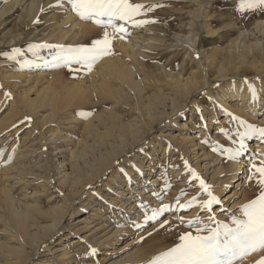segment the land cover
Instances as JSON below:
<instances>
[{"label":"rangeland","instance_id":"374dc122","mask_svg":"<svg viewBox=\"0 0 264 264\" xmlns=\"http://www.w3.org/2000/svg\"><path fill=\"white\" fill-rule=\"evenodd\" d=\"M30 1L18 0L15 3V0H0V11L3 12L0 16V120L9 113L10 99L4 95L11 89L14 94L30 89L28 95L34 97L48 80H55L54 83H57L59 79H63V74H66L64 78L67 76L68 81L73 78L79 81L91 79L88 77L91 70L82 64L72 62L68 65L52 66L51 61L57 53L56 48L29 49L28 45L43 43L79 47L87 46L89 43L88 46H91L92 39L102 38L105 30L109 33L111 40L110 52L99 57L92 67L105 56H119L124 63L133 61L138 69H143L150 77H164L163 73L170 71L169 75L176 78L179 74L184 77L188 76L193 69H195L194 73L200 77L202 69L199 68L205 63L210 70L209 81L212 82L214 81L212 77L219 74L217 70L220 65H227L225 67L229 70H233L234 65H237L239 69L236 73L240 75L239 77H255L254 80L262 86L261 96L264 97V31L258 27V23L264 20V8L251 9L247 6L246 0H130L131 3L145 6L159 5V7H152L146 12L142 11L135 17L136 19L154 20V23L132 26L127 22L116 20L117 25L125 24L126 34L119 33L110 26L105 29L103 25L95 23L94 20L80 18L71 10L68 0H60L59 4L57 0H37L36 14L27 17L25 7ZM200 7L205 11V16L200 14L197 17H191L189 10L197 13L196 10ZM69 13H72L80 22V28L78 26L71 28V21L66 20ZM172 33L187 36L190 43L177 39ZM149 35L158 36L161 40L156 42L152 48L144 50L140 48L139 51L143 53H137L135 58H132L133 60L124 53L123 48L128 44L131 43L133 46L135 43L141 44L142 39H147ZM238 37L240 41L242 40L240 46H247L251 42H259L261 46L254 44V48L248 50V58L241 59L239 58L241 48H237L234 44ZM14 47L21 51L12 53L11 50ZM3 53H9L15 59H9ZM230 56L235 61L234 65L227 61ZM25 61L30 62L29 66L21 67ZM45 61L49 63L46 64ZM253 63L260 67L259 71ZM7 70L19 72L20 75L12 80L2 78ZM140 70L135 72L136 79H141L143 76ZM27 74L37 76V80H28L25 76ZM56 76L60 78L56 80ZM229 82L230 78L219 83H211L209 93L214 98L216 91H219L217 89ZM161 84L164 83L161 82ZM33 85H35L34 88ZM212 89L215 92L211 91ZM164 90L168 92L169 87L165 86ZM210 94L200 91L193 94L189 99L195 98L199 104V107L194 109L190 100L186 102L183 99L180 100L179 94L175 92L169 94L176 100H180L182 102L180 104L185 103V106L181 108L182 111L179 109L174 115L170 114V119L168 117L163 120L164 122L162 121L163 123L155 124L150 132H147L148 134L142 135L139 144L136 143L131 148L129 146L127 151L115 160L112 167L104 170L106 166L103 164L101 170H95L96 168L90 169L86 165L87 174L93 175L90 181L85 180L83 191H80L78 195H73L74 204L71 215L60 224V230L45 241L46 246L42 245L33 250L27 249V261L31 264H148L154 256L177 243L179 233L194 232V229H190L186 223L182 224L177 217L182 216L187 221L199 216L202 220H206L209 213L201 210L197 204H193L187 210L176 207L175 198L179 199V203H185L194 196H198L199 200L208 199L207 194L199 186L200 179L211 187L218 186L221 189L217 196L219 204L213 205L212 208V214L217 220L230 223V214L239 215V206L254 199L259 193L256 180H247L246 177L251 164L259 166L261 160H264V147H260L264 143L263 141L258 142L260 145L254 144L250 150H246L247 154H243L240 158H233L226 150L239 148L237 132L245 130L244 126L238 128V124H241L240 119H236L238 117L236 116L237 106L228 109L222 105L215 107V99ZM129 102L132 101L129 100ZM227 102L235 105L236 100ZM126 107H124L126 112L117 111L127 121L135 117L136 110L129 106ZM16 109L18 114L14 115L16 133L10 136L8 135L10 132L6 131L1 139L3 144L0 145V173L11 164L10 155L24 150V146L20 149L22 145L39 146V153L42 152L41 157H37L39 153L36 151L23 159L26 166L30 169L32 167V173L16 174L18 172L13 171L11 174L16 172L14 175L18 176L17 180H20V184H14L16 179H9V183L14 185L12 192L20 201L22 199V203L24 202L23 193L26 192L29 195L28 202L38 203L42 210H47L61 203L63 194L67 193V187L61 186L58 181L62 168L59 167L60 165L56 167L61 159H64V163L69 162L65 151L66 143L62 140H59L60 142L49 140V133L45 132L44 128L34 127L29 125L28 120H23L25 109L22 105ZM96 111L97 109L92 110L93 113ZM192 111L195 114L193 113L190 119ZM210 111L216 112L217 115L208 128ZM262 116L263 114L259 115L258 119ZM258 119H252L249 123L256 127H264V123L258 121L256 123ZM31 120L34 121V118L31 117ZM29 127L33 132H30L27 138ZM187 135L193 138L194 146L189 142H180L181 138ZM253 137H245L244 142ZM94 140L93 137L89 138V141L96 145ZM160 142L161 145L163 144L161 147ZM67 144L70 148L75 147L74 142H67ZM57 146L61 148L63 154L59 153L60 149H55ZM96 148L101 149L100 146ZM89 153L91 157L92 152ZM150 159L153 161L149 166L150 170H145ZM129 160L144 167L142 177L135 176L140 180H138L140 184H137L136 179L124 177L122 173L112 179L122 167H128ZM235 161L243 167L237 170L239 178L232 179V184H230L228 181L231 178ZM185 162H187V167H185ZM218 166L221 168L219 173L215 169ZM65 168L66 171L69 170L67 166ZM193 170L196 176H193ZM146 172H150V175L145 174ZM19 175L23 176L22 179ZM197 176L199 179L196 178ZM145 177L150 178L149 181L142 180ZM155 177L158 179L154 185L155 188H150V181ZM235 182L240 183L235 186ZM127 185L133 190H125ZM144 187L147 188L144 190ZM118 191H123L124 195L118 197L116 195ZM210 191L214 192L211 189ZM163 204L171 205V207L158 215L156 219H146V217H151L153 209ZM165 221L168 223L165 224ZM161 225L164 226L161 227ZM116 229V233L112 234L111 232ZM71 239H75L76 242L71 244ZM90 248L96 249V252L90 253ZM103 251L105 254L102 253ZM10 256L12 258L10 260H15L14 255L10 254ZM261 256H264V249L238 258L234 264H254ZM3 258L2 256L0 259Z\"/></svg>","mask_w":264,"mask_h":264},{"label":"bare ground","instance_id":"6f19581e","mask_svg":"<svg viewBox=\"0 0 264 264\" xmlns=\"http://www.w3.org/2000/svg\"><path fill=\"white\" fill-rule=\"evenodd\" d=\"M17 1L18 0H15V3ZM37 2V0H31L26 5L25 14L27 17H32L36 14L38 10ZM192 11L190 12L189 10V14H191V17H197L200 14L202 16H205V11L201 10V7L196 10L197 13L195 11ZM2 15L3 12L1 10L0 16ZM66 20L71 21V28H73V26H78L79 28L81 27L80 22L75 19V16L72 13H69ZM258 25L260 30L264 31V20L260 21ZM172 34L177 39L185 41L188 44L190 43V40H188L187 36L175 33ZM60 35L61 34H59V36ZM239 38L240 37H238L234 42L237 48H241V50L239 49V51H241V53L239 52V58L247 59L248 50H252L254 48V44L258 46L260 45V43L251 42L250 44L248 43L249 45L247 46H240L239 44L242 40L240 41ZM89 40L90 39L88 38V41ZM142 40L143 41L141 42V44L135 43V46H133L130 43L125 48L122 47L124 53L127 54L131 59L135 58L137 53H143L142 51H139L140 48H143V50L145 48H152L153 45H156V42L161 39L158 36L149 35L147 39ZM85 42L87 43V41ZM227 61H229L228 63L232 65H234L235 63V61H233V57L231 56ZM207 66L204 63L202 67L199 68L202 69L200 77H198L197 74L194 73L195 69H193L190 71V74H188V76L184 77L183 75L179 74V77L176 78H173L169 75V73H171L170 71L169 73H166L167 71L164 73L161 71L164 77L162 76L158 78L155 76L150 77V75L148 73H145L143 69H138V66L136 67L133 61L124 63L121 61V59H119V56L113 57L108 55L103 57L100 61H97L96 64L93 65V67L91 66L94 69L92 70L91 68V71H89V73H91L90 75H88V77L91 78L89 79L90 81L84 79L79 81L76 79L77 82H75L76 80H74V78L73 80L68 81L67 76L64 78V75L66 74H63V79H59L57 83H54L55 80H48L44 87H41V89L39 88L40 90L37 89L38 92L34 97L28 95L30 89L22 91V93L17 92L15 94L11 89V91L8 92L10 93L9 113L7 114V116L3 117L0 120V145L3 144V141H1V139L3 138L4 132H10H7L10 136L16 133L17 129L14 127V115H18L16 113V108L22 105L25 109L24 116L30 118L28 119L29 125H33L37 128H44L46 130L45 132L49 133V140H62L66 143L65 145L67 149L65 151L68 154L69 162L64 163V159H61L57 162L56 166L58 167V165H60L59 167L62 168V170L60 171L61 176L58 178V181L61 186L67 187V193L63 194L61 203H57L47 210H42L38 203L27 201L29 195L26 192L23 193L24 202L22 203V199L20 201V199L15 197L12 192V188H14V185L9 183V179H16L14 184H20V180H17L18 176L14 175L16 172L14 174H11L13 173V171H17L18 173L16 174L32 173V167L30 169L28 166H26L23 159H25V157L27 158L29 155L34 154L36 151H38L39 153V146L35 147L34 145H20V149L23 146L25 147L24 150L22 149L23 151H18L16 154L10 155L11 164L5 167V169H3V171H1L0 173V236L4 237V240H2L3 237L0 238V258H2V256L4 257L3 259H0V264H31L29 263V261H27V249L29 248L33 250L39 246L45 245V241L50 239L55 232L60 230V224L63 223L64 219L67 216L71 215V209H73L72 207L74 204L73 195H78L80 191H83L85 180H91V176L93 174H87L88 171L85 170L86 165H88L90 169L96 168L95 170H101L103 164L106 166L104 170L112 167V165L115 163V160H117L125 151H127L129 146L131 148L134 144L141 141L142 135L150 132L155 124L162 122L163 120L167 119L170 114L174 115L179 109L183 108L185 106V103L183 105L180 104L182 103L180 101L181 99H183L185 102L187 100H190L193 109L198 108V100L196 101L195 98L189 99L193 94H197L199 91L210 94L209 88L211 83H219L224 79L230 78V82L228 84L223 87L220 86L219 89H217L219 91H216V95L214 96V98L210 94L212 98L215 99V107L222 105L228 109L230 107L233 108V106H237L236 116L238 117H236V119L239 118L240 120H244L248 123L251 122L252 119H258V116L263 114L261 118L256 120V123L257 121L259 123H264V97L261 96L262 86L259 85L256 80H254L256 78L247 76L239 77L240 75L236 73V71L239 69L237 65H234L233 70H229V68L225 67L227 65H220L219 67L217 66V73L219 74L216 75L215 73L216 76L212 77L214 81L210 82V70ZM255 67L259 71L260 67L257 66V64ZM256 68L254 69L256 70ZM137 70L143 72V74L141 73L143 75L141 79L135 78V72ZM200 71L201 70H199V72ZM82 72L84 73V71ZM19 75V72L7 70L2 75V78L12 80ZM25 76L28 80H37V76H30L29 74ZM38 76L40 78V75ZM58 78L60 77H57L56 80ZM70 79L72 78L70 77ZM161 82H163L164 84H161ZM164 85L166 86V88L167 86L169 87L168 92L164 90ZM249 85H251L252 89L255 91V95H253V92L250 91ZM32 87L34 88L35 85H33ZM211 91L214 90L212 89ZM173 92H175V94H179L180 100H176L174 96L169 95ZM210 95L208 96L210 97ZM129 100H131L132 102H129ZM229 100H236L235 105L228 104L227 101ZM126 106L132 107L136 110L135 117L127 121L124 120V118H122L123 115H121L123 111L126 112L124 108ZM93 109H97L96 113L92 112ZM117 110L122 112L118 113ZM193 113L194 112L192 111L191 115L189 116L190 119L192 118ZM210 113L211 114L209 122L207 124L208 128L212 124L211 121L217 115L214 111H210ZM10 115L11 117H9ZM31 117L34 118V121L31 120ZM24 119L25 118H23V120ZM240 127H242V125L238 124V128ZM30 132H33L31 127H29V130L26 134L27 138L30 135ZM90 137H93L95 139L94 141L96 145H94V142L92 143L91 141H89ZM40 138L42 139V137ZM42 140H40V143H42ZM253 140H255L254 143ZM261 141H263L264 143V140H261L258 135L254 136L250 140L248 139L247 141H245V151L243 154H247V151L250 150L251 147L254 146V144L260 145V143L258 142ZM67 142H74L75 147H68ZM180 142H189L193 145V138L187 135L185 137H182ZM162 145L160 142L159 146L161 147ZM96 146H100L101 149L98 150ZM260 147L263 148L264 144H261ZM55 149H60L59 153L63 152L58 146L55 147ZM89 152H92L91 157L89 155ZM41 155L42 152L39 153V155L37 154V157H41ZM152 159H154V156H152ZM152 159L149 160L145 170H150L149 166L153 163ZM133 165H135L136 167L133 168ZM66 166L69 169L68 171L65 170ZM242 167L243 165L238 161L233 162L231 178L229 179L228 183L232 184V179L236 180V178H239V176L237 175V170H240V168ZM122 168L123 172L126 173L124 177L128 179H136L137 184H140L138 182L139 179L135 178V176L137 175L142 177V174L144 173V167L142 165H138L133 160H129L128 167ZM137 169L139 171H137ZM215 169L217 173L221 172V168L219 166ZM120 173L121 171H117L116 175L113 176L112 179H114L115 177L117 178ZM145 174L150 175V172H146ZM19 176L21 177L20 179H22L23 176ZM146 179V177L142 178V180L145 181ZM149 179L150 178H148L147 181H149ZM157 180V177L153 178L150 181L149 187L155 188L154 185L156 184ZM239 183L240 182H237L235 186H237ZM146 188L147 187H144V190ZM128 189L133 190L127 185V188L125 190ZM210 189L214 191L213 193L216 196H218L221 190L218 186H210ZM116 195L120 197L124 195V192L118 191ZM116 231L117 229L111 233L114 234L116 233ZM75 242V239L70 240L71 244ZM102 253L105 254L104 251ZM10 254L15 256V260H10L12 259Z\"/></svg>","mask_w":264,"mask_h":264},{"label":"snow or ice","instance_id":"6c2138e0","mask_svg":"<svg viewBox=\"0 0 264 264\" xmlns=\"http://www.w3.org/2000/svg\"><path fill=\"white\" fill-rule=\"evenodd\" d=\"M60 0H57L59 4ZM247 6L251 9L264 8V0H246ZM71 10L82 19H91L95 23L103 25L105 29L112 27L119 33L126 34L127 29L124 23L117 25L116 20L127 22L132 26H140L146 23H154V20L136 19L142 11H150L152 7L159 5L145 6L131 3L130 0H68ZM103 18V19H102ZM110 37L105 30L102 38L94 39L91 46L65 47L63 45L30 44L29 49L56 48L57 53L53 56L51 65H68L72 62L82 64L89 70L92 64L101 56L110 52ZM12 53H19V48H13ZM9 59H15L9 53H3ZM25 61L21 67L29 66ZM45 63H49L45 61ZM250 91L255 95V91L249 85ZM5 97L10 98V93L5 92ZM26 120L30 119L25 117ZM244 126L243 132H237L239 138V148L228 149L233 158H240L245 151V137L259 136L264 140V127H256L244 120L239 121ZM15 127V125H14ZM223 131V130H222ZM11 156H9V160ZM133 168L136 166L133 165ZM187 167V162H185ZM137 171H139L137 169ZM121 173L126 175L121 169ZM259 174L258 176L256 174ZM196 176L195 171H192ZM199 179V177H196ZM247 180H256L259 185L258 195L239 206V215L230 214V223L217 220L212 214L213 205L219 204V198L210 191V186L202 179L199 186L208 199L199 200L198 196L192 197L185 203H179L176 199V207L181 210L190 209L193 204H197L201 210L209 213L206 220L199 216L190 218L187 221L182 216L177 217L180 222L186 223L193 231H185L178 234L177 240L172 247L154 256L148 264H234L238 258H242L250 253L264 249V160L260 165L251 164ZM171 205L163 204L153 209L151 217L146 219H156V217L167 211ZM168 222L165 221V224ZM164 225H161L163 227ZM96 249L90 248V253H95ZM254 264H264V256H261Z\"/></svg>","mask_w":264,"mask_h":264}]
</instances>
